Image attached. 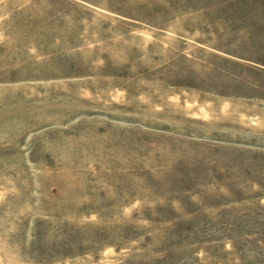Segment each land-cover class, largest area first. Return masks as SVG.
<instances>
[{"label": "rangeland", "instance_id": "374dc122", "mask_svg": "<svg viewBox=\"0 0 264 264\" xmlns=\"http://www.w3.org/2000/svg\"><path fill=\"white\" fill-rule=\"evenodd\" d=\"M0 264H264V0H0Z\"/></svg>", "mask_w": 264, "mask_h": 264}]
</instances>
